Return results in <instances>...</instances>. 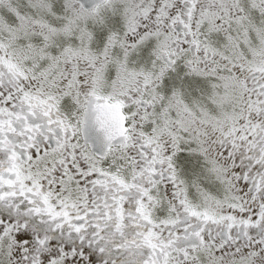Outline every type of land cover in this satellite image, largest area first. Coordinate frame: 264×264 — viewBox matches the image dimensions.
Here are the masks:
<instances>
[{"label": "snow or ice", "instance_id": "snow-or-ice-1", "mask_svg": "<svg viewBox=\"0 0 264 264\" xmlns=\"http://www.w3.org/2000/svg\"><path fill=\"white\" fill-rule=\"evenodd\" d=\"M0 264H264V0H0Z\"/></svg>", "mask_w": 264, "mask_h": 264}]
</instances>
